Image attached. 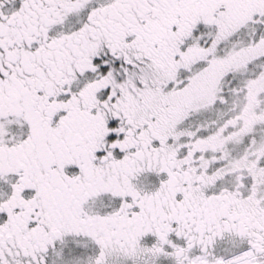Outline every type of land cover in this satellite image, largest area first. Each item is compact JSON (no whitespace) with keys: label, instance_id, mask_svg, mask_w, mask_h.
Here are the masks:
<instances>
[{"label":"snow or ice","instance_id":"snow-or-ice-1","mask_svg":"<svg viewBox=\"0 0 264 264\" xmlns=\"http://www.w3.org/2000/svg\"><path fill=\"white\" fill-rule=\"evenodd\" d=\"M0 264H264V0H0Z\"/></svg>","mask_w":264,"mask_h":264}]
</instances>
